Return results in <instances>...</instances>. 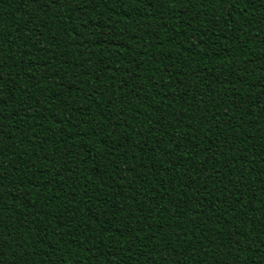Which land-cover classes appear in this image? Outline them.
I'll return each instance as SVG.
<instances>
[{
    "label": "trees",
    "instance_id": "1",
    "mask_svg": "<svg viewBox=\"0 0 264 264\" xmlns=\"http://www.w3.org/2000/svg\"><path fill=\"white\" fill-rule=\"evenodd\" d=\"M0 264H264V0H0Z\"/></svg>",
    "mask_w": 264,
    "mask_h": 264
}]
</instances>
